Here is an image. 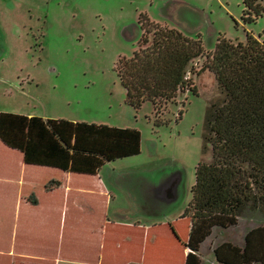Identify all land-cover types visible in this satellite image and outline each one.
Segmentation results:
<instances>
[{
    "label": "rangeland",
    "instance_id": "obj_1",
    "mask_svg": "<svg viewBox=\"0 0 264 264\" xmlns=\"http://www.w3.org/2000/svg\"><path fill=\"white\" fill-rule=\"evenodd\" d=\"M244 10L243 0H0V113L139 130L141 153L105 164L98 175L115 191L113 206L120 211L132 207L126 179H171L172 193L163 203L175 216L192 199L197 165L210 158L206 112L221 90L209 71L191 74L198 94L180 93L159 111L150 101L136 109L127 103L118 63L139 49L140 20L147 17L202 38L204 56L192 63L196 73L220 37L244 42L251 33L264 41V16L245 23ZM241 219L262 224L264 213L247 208ZM214 235L221 238L222 229ZM85 248V239L67 231L45 264H55L52 255L62 250L63 264H95Z\"/></svg>",
    "mask_w": 264,
    "mask_h": 264
},
{
    "label": "trees",
    "instance_id": "obj_2",
    "mask_svg": "<svg viewBox=\"0 0 264 264\" xmlns=\"http://www.w3.org/2000/svg\"><path fill=\"white\" fill-rule=\"evenodd\" d=\"M243 3L245 23L264 16L257 0ZM140 22L139 49L118 63L129 105L139 109L150 101L159 111L180 93L198 94L191 74L206 71L221 90L222 97L211 101L206 112L205 150L210 148V158L196 167L184 215L191 220L186 264H202L198 253L215 229L237 226L247 208L264 213V41L251 33L244 42L220 37L207 63L195 73L192 63L205 53L201 37L161 27L147 17ZM0 140L21 152L28 165L86 175L139 155L142 145L137 129L10 112L0 113ZM59 186L61 182L51 180L46 189ZM214 254L220 264H264V226L247 233L244 248L225 242Z\"/></svg>",
    "mask_w": 264,
    "mask_h": 264
},
{
    "label": "crops",
    "instance_id": "obj_3",
    "mask_svg": "<svg viewBox=\"0 0 264 264\" xmlns=\"http://www.w3.org/2000/svg\"><path fill=\"white\" fill-rule=\"evenodd\" d=\"M15 151L0 140V264H45L67 231L86 240L83 252L94 254L95 264H186L191 220L184 215L189 204L174 216L163 203V196L172 193L171 179L157 184L143 175L126 179L132 207L120 211L121 206H113L115 191L98 174L28 165L19 151L13 158ZM51 180L61 186L47 190ZM260 226L264 223L240 219L237 226L222 229L221 238L213 231L198 253L202 264H220L217 245L230 242L244 248L247 233ZM52 260L63 264V250Z\"/></svg>",
    "mask_w": 264,
    "mask_h": 264
}]
</instances>
